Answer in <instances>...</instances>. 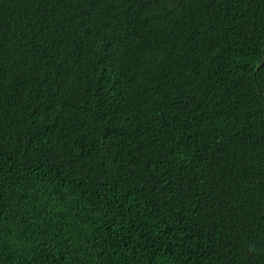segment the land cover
<instances>
[{
    "label": "trees",
    "instance_id": "trees-1",
    "mask_svg": "<svg viewBox=\"0 0 264 264\" xmlns=\"http://www.w3.org/2000/svg\"><path fill=\"white\" fill-rule=\"evenodd\" d=\"M0 264H264V0H0Z\"/></svg>",
    "mask_w": 264,
    "mask_h": 264
}]
</instances>
